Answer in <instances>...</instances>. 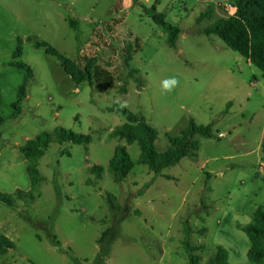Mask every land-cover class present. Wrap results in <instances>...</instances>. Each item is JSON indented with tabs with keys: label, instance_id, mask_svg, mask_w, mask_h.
<instances>
[{
	"label": "rangeland",
	"instance_id": "1",
	"mask_svg": "<svg viewBox=\"0 0 264 264\" xmlns=\"http://www.w3.org/2000/svg\"><path fill=\"white\" fill-rule=\"evenodd\" d=\"M218 1L235 4L141 0L121 13L125 23L108 36L96 21L108 18L117 0H0V193L28 194L14 207L0 201V234L15 243L0 254V264H189L186 240L200 248V264L218 248L227 251L228 264H252L243 228L257 209L264 211V74L205 34L217 19L234 14ZM153 11L181 29L176 49ZM73 16L80 37L66 22ZM137 38L141 48L126 67L125 48L134 50ZM37 42L72 61L90 59L113 73L114 84L105 91L76 85ZM17 64L30 67L33 78ZM169 78L178 85L165 91ZM130 114L157 131L160 153L191 119L212 125L216 137L197 136L196 160L185 158L155 175L138 163L137 143L110 137ZM57 128L89 135L91 142L54 141L38 163L43 182L30 200L20 148ZM119 146L135 166L117 183L108 167ZM93 167L105 169L101 180Z\"/></svg>",
	"mask_w": 264,
	"mask_h": 264
},
{
	"label": "trees",
	"instance_id": "2",
	"mask_svg": "<svg viewBox=\"0 0 264 264\" xmlns=\"http://www.w3.org/2000/svg\"><path fill=\"white\" fill-rule=\"evenodd\" d=\"M232 7L233 16L217 19L214 25L205 31V34L219 37L229 49L242 55L251 65L264 74V0H235V4L232 3ZM123 12V0H117V3L110 11V16L103 21L97 20L96 25L104 29L102 32H105L106 35L111 36L116 31L115 29L126 20V16L121 15ZM153 19L167 32L168 45L172 49H176L181 29L167 23L165 14L153 11ZM79 21L74 16L67 19L68 24L76 32L77 37L81 35ZM94 34L96 37V34L100 33L96 30ZM134 46V50L133 45L130 44L125 48L123 61L126 67L130 66L134 54L138 53L141 48L138 38L135 40ZM35 47L44 48L47 54L55 57L60 62L65 73L76 85L88 83L90 86L96 85L105 91L109 90L115 82V76L112 72L100 65H94L90 59L79 56L77 60L72 61L46 42H37ZM17 67L27 70L28 79L33 78V71L30 67L24 64H17ZM19 98L20 100L25 98L24 87L20 91ZM125 111L123 110V112ZM17 115H19L18 112L16 113ZM128 121L127 124L110 137L126 140L130 144L137 143L141 151L138 163L147 166L155 175H160L163 170L178 165L185 158L196 160L200 150V144L195 140L197 136L206 139L216 137L212 125H199L195 120L191 119L189 126L181 131L179 136L168 138L170 149L167 152L160 153L156 149L157 131L145 121L138 120L133 114L128 115ZM2 123L3 120L0 119V125ZM54 141L60 145L66 143L88 145L91 142V136L77 134L64 128H57L53 133L38 135L22 146L20 152L28 163V174L32 186L31 193H37L43 182L38 163ZM261 149L264 153V139ZM134 166L135 163L131 160L127 149L119 146L116 148L114 158L109 163L108 170L113 174L115 182L118 183L128 177ZM104 172L105 169L102 167L92 168V174L96 176L97 180L103 178ZM27 195L21 191L16 192V197L0 193V201L9 207H14L16 200H26ZM33 199L34 195L32 193L30 200ZM109 200L114 209L119 207L114 197H109ZM243 231L251 242V247L248 251L249 260L252 264H264V211L257 209L253 223L244 227ZM191 234L190 229H187L186 237L188 238ZM185 247L189 254V264H200V257L196 254L200 248L191 245L187 240L185 241ZM14 248L15 243L5 235L0 234V254H5ZM207 264H228L227 251L223 248H218Z\"/></svg>",
	"mask_w": 264,
	"mask_h": 264
},
{
	"label": "crops",
	"instance_id": "3",
	"mask_svg": "<svg viewBox=\"0 0 264 264\" xmlns=\"http://www.w3.org/2000/svg\"><path fill=\"white\" fill-rule=\"evenodd\" d=\"M141 0H123V10L124 11H126V10H128V9H131V8H133V7H135L136 6V4H138L139 2H140ZM73 2V4H75V1H72ZM196 2L197 3H200L199 2V0H196ZM93 12H95V9H93L92 10ZM86 21V20H85ZM91 21V20H90ZM66 22H67V19H66ZM125 23V22H124ZM123 23V24H124ZM122 24V25H123ZM121 26V25H120ZM120 26H118L117 28H119ZM95 25H94V27H93V29H92V33H94L95 32ZM116 28V29H117ZM115 29V30H116Z\"/></svg>",
	"mask_w": 264,
	"mask_h": 264
},
{
	"label": "clouds",
	"instance_id": "4",
	"mask_svg": "<svg viewBox=\"0 0 264 264\" xmlns=\"http://www.w3.org/2000/svg\"><path fill=\"white\" fill-rule=\"evenodd\" d=\"M178 85V81L175 78H169L163 81V90L171 91L174 87Z\"/></svg>",
	"mask_w": 264,
	"mask_h": 264
},
{
	"label": "built area",
	"instance_id": "5",
	"mask_svg": "<svg viewBox=\"0 0 264 264\" xmlns=\"http://www.w3.org/2000/svg\"><path fill=\"white\" fill-rule=\"evenodd\" d=\"M184 1H189V0H184ZM217 7L218 8H222L223 10H225V11H227V12H231L232 11V4L231 3H222V2H220V1H218L217 2Z\"/></svg>",
	"mask_w": 264,
	"mask_h": 264
}]
</instances>
